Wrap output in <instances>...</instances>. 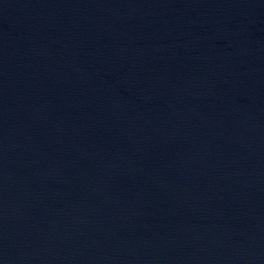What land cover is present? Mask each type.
<instances>
[{
	"label": "water",
	"instance_id": "obj_1",
	"mask_svg": "<svg viewBox=\"0 0 264 264\" xmlns=\"http://www.w3.org/2000/svg\"><path fill=\"white\" fill-rule=\"evenodd\" d=\"M0 264H264V0H0Z\"/></svg>",
	"mask_w": 264,
	"mask_h": 264
}]
</instances>
